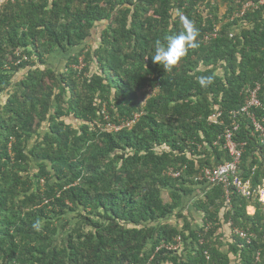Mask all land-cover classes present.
I'll use <instances>...</instances> for the list:
<instances>
[{"label":"trees","instance_id":"1","mask_svg":"<svg viewBox=\"0 0 264 264\" xmlns=\"http://www.w3.org/2000/svg\"><path fill=\"white\" fill-rule=\"evenodd\" d=\"M245 1L0 0V264H264V149L245 118L228 200L198 179L231 162L223 132L248 88L264 126V4L234 15ZM177 10L199 47L168 69L151 57L183 31ZM102 104L112 123L140 115L102 131Z\"/></svg>","mask_w":264,"mask_h":264},{"label":"built area","instance_id":"2","mask_svg":"<svg viewBox=\"0 0 264 264\" xmlns=\"http://www.w3.org/2000/svg\"><path fill=\"white\" fill-rule=\"evenodd\" d=\"M263 4L264 0H247L241 5L235 15L242 16L245 12L256 9L259 5ZM217 32L218 27H214L210 32L204 34L203 41H208L216 37ZM229 36L231 37V34H229ZM258 88V86L254 88H248L244 104L238 110H233L230 112L231 124L223 132L222 145L231 156V162L218 165L215 168H204L201 170V175L198 176V179L206 178L210 183H221L223 186L226 201L228 200L229 196V190L227 186H229V184H232L234 181V179L231 178V174L234 175L237 172L238 161L240 159L242 147L244 145V142L235 141L233 139V134L239 128L238 120L245 118L249 122L248 130L250 132V135L255 138L264 149V126L256 119L254 111L251 110L252 107L258 108L261 106L260 100L257 97ZM173 175H177V173H174ZM237 183L239 182L237 181ZM246 187L248 188L247 185L244 188ZM258 193L259 199L261 201H264V186H262L258 190ZM231 232L234 235H237L241 239L245 240L246 243L250 242V239L253 235V233L251 234L243 229L238 228H233ZM168 248L174 249L177 248V245L169 246Z\"/></svg>","mask_w":264,"mask_h":264},{"label":"clouds","instance_id":"3","mask_svg":"<svg viewBox=\"0 0 264 264\" xmlns=\"http://www.w3.org/2000/svg\"><path fill=\"white\" fill-rule=\"evenodd\" d=\"M7 1H14V0H7ZM176 15L179 17V19L183 25V31L180 32L178 35L166 36L164 38L166 43H162L160 40H156L155 48H154V55L151 57V59L154 63L162 64V65H164L165 68H168V69H170L171 67H173L177 63H179L180 60L188 54L189 50L196 49L199 47V42L197 39L199 36V29L196 27L195 23L191 19H189L186 15H184L182 12H180L179 10H177ZM234 15L232 17H234ZM213 27H218V30H219V25L215 24V26H213ZM79 64L84 65L83 62L81 61V58L79 59ZM74 67L77 68L78 66H74ZM198 83L202 87H206L207 85L212 83V77H210V76L198 77ZM97 103H99L98 100H97ZM98 113L102 116L103 121L94 120L91 124H94L96 127H98L102 131H108V132H111V131L115 132V131H118L119 129H121L123 126L130 125L132 123V120L136 117H139V115H140L138 113H134L132 120H130V119L124 120L120 124H116V123H112V122L108 121V115H107V110H106L105 104H102V107ZM261 187H259V189ZM257 193H258V191H257ZM258 200L262 204H264V201H261L259 199V193H258ZM249 207H251V206H249ZM253 211H254V209H253ZM253 211H252V213H253ZM230 224H231L230 221H227L225 223L226 229L228 231L227 232V238H229L230 235H234L231 232L233 228H238V227L227 228V226L229 227ZM41 227H42V225L40 224L39 221H36L33 224V228L36 229L37 231H39ZM238 229H242V228H238ZM245 231H247V230H245ZM247 232H249V231H247ZM249 233L252 234L253 232H249ZM253 236H254V233H253L252 237ZM250 241H251V239H250ZM175 245H177V248H175V249H177V250L182 249V245H181L180 241L178 240V238H176V244ZM170 249H172V248H170Z\"/></svg>","mask_w":264,"mask_h":264},{"label":"rangeland","instance_id":"4","mask_svg":"<svg viewBox=\"0 0 264 264\" xmlns=\"http://www.w3.org/2000/svg\"><path fill=\"white\" fill-rule=\"evenodd\" d=\"M55 61H57V59ZM54 64H56V62L54 63V61H53V65ZM63 68L64 67H61V69H63ZM90 69L92 71L93 70H97V66H96V63L95 62H93V64L91 65V68ZM149 92L151 94L152 91L150 89H146V90H143V91L140 92V94L138 95L139 96V98H138L139 100L138 101L140 102V104H142V105L144 104L145 100L149 97ZM68 122H70V121H68ZM40 129H37V132H39ZM162 197H163L164 201H168V197H167L166 193H163ZM191 209L193 210V208H191ZM247 210H248L249 213H252L253 207H248ZM184 212H186V209H184L183 213ZM198 214H194V215L192 214V217H194L196 223L200 224V221H199L200 215H198ZM180 220H181L180 218L179 219L177 217L175 218V221H178L179 222Z\"/></svg>","mask_w":264,"mask_h":264},{"label":"crops","instance_id":"5","mask_svg":"<svg viewBox=\"0 0 264 264\" xmlns=\"http://www.w3.org/2000/svg\"><path fill=\"white\" fill-rule=\"evenodd\" d=\"M225 6H226V5H223V6H221V8H222V9H221V11H220V12H221L222 14H223V13H224V11H225V10H224V9H225ZM221 13H220V14H221Z\"/></svg>","mask_w":264,"mask_h":264}]
</instances>
